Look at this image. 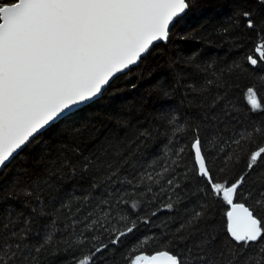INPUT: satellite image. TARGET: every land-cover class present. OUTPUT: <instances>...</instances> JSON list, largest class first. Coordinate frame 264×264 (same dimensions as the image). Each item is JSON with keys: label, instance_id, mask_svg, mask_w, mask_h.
<instances>
[{"label": "snow or ice", "instance_id": "snow-or-ice-1", "mask_svg": "<svg viewBox=\"0 0 264 264\" xmlns=\"http://www.w3.org/2000/svg\"><path fill=\"white\" fill-rule=\"evenodd\" d=\"M257 3L264 6V0ZM198 4L199 0H0V172L10 169L50 130L73 122L158 43L169 42ZM235 16V26L255 32L256 41L245 62L225 71L264 72V21L258 23L243 9ZM210 68L211 64L199 70ZM212 84L226 86L225 81L207 80L193 91L203 95ZM163 95L170 93L164 90ZM245 97L251 113H264L254 87L247 88ZM222 99L217 97L213 107ZM225 115H231L228 106ZM165 118L172 147L163 157L148 162L138 154L151 138L147 130L130 140L104 136L75 161L67 155L49 157L47 178L37 174L27 182L15 181L11 194L36 201L37 206L28 215L20 213L0 224V264H40L42 254L75 251L89 243L94 251L78 261L73 257L69 264H95L97 254L103 255L110 245L119 247L141 224L159 228L163 242L176 243L177 251L139 252L127 257L129 264H264V216L258 215L264 212V189L243 191L258 159H264V147L250 153L246 170L231 182H219L214 173L221 162L218 171L227 172L239 162L244 144L264 138V120L234 129L227 137L215 128L209 138L201 123H181L175 113ZM208 145L215 150L209 151ZM77 177L88 181L79 195L65 194L57 197L58 206L45 205L43 193L55 188L53 178ZM193 181L196 191L204 194L196 206L182 209V216L154 222L161 212L171 213L185 202L186 186ZM217 206L223 213L219 224L213 219ZM39 217L51 220L42 237L34 239L40 236L33 228ZM177 219L180 223L173 227ZM60 224L63 232L56 238Z\"/></svg>", "mask_w": 264, "mask_h": 264}, {"label": "trees", "instance_id": "trees-1", "mask_svg": "<svg viewBox=\"0 0 264 264\" xmlns=\"http://www.w3.org/2000/svg\"><path fill=\"white\" fill-rule=\"evenodd\" d=\"M237 9L252 12L258 23L264 21V6L257 3V0H199L198 6L190 9L184 22L174 29L167 44L156 45L139 66L122 74L102 98L87 107L73 122L50 130L41 141L15 161L10 169L1 172L0 224L10 218L15 219L20 213L28 215L32 206H37L36 201L28 202L22 195H12V184L17 180L27 182L37 174L47 178L44 170L49 164V157L67 155L75 161L80 152L88 155L93 142L98 138L115 136L121 140H130L138 131L147 130L151 133V138L142 144L138 154H143V158L151 162L163 157L172 147L168 145L170 126L166 123V113H175L181 123H201L209 138L215 128H219L227 137L233 135L234 129L264 120V113H251L245 97L247 88L252 86L259 99L264 102V81L261 80L264 72L256 70L241 74L225 71L230 65L245 62L243 58L251 52L256 41L255 32L238 28L233 23ZM181 34L186 38L180 39ZM189 57L193 58L192 63H188ZM209 64L212 68L207 72L199 70ZM207 80L225 81L226 86L208 85L203 95L193 91V88L201 87ZM164 90L170 95L164 96ZM217 97L223 99L213 107ZM225 106H228L230 116L225 115ZM74 147L79 152L74 154ZM259 147H264V138L258 137L254 142L244 144L240 150L239 162L225 173L218 171L223 166L222 162L218 163L214 169L216 179L219 182L234 180L237 173L246 170L250 153ZM208 150L215 149L208 145ZM219 155L222 153H218ZM216 159L217 157H213V160ZM52 183L55 188L43 193V201L48 207L58 206L59 196L79 195L88 181L79 177L53 178ZM262 189L264 159H258L254 171L247 177L243 191ZM184 194L187 197L184 203L177 205L171 213L161 212L159 218H153L154 222L158 223L168 216H182V209L196 206L204 195L196 191L195 181L186 186ZM240 202H245L243 197ZM127 211L131 212V208L128 207ZM213 214V219L219 224L222 209L219 206L213 208ZM258 215L264 216V212L258 211ZM50 220L51 217L34 219V231L40 233L34 239L42 237ZM179 223L180 220L177 219L172 226L176 227ZM59 229L56 238L63 232V224L59 225ZM153 233L156 234L154 239L150 238ZM195 239L198 237L193 236L192 240ZM104 240L106 242V237ZM179 247L182 249L184 245L180 244ZM165 248L175 253L177 244L166 245L159 228L141 224L135 233L124 238L119 247L110 245L109 250L103 255L97 254L93 260L95 264H129L128 256H135L139 252L154 254ZM92 251L94 248L89 243L75 251H61L57 255L42 254L40 264H69L73 257L78 261Z\"/></svg>", "mask_w": 264, "mask_h": 264}, {"label": "water", "instance_id": "water-1", "mask_svg": "<svg viewBox=\"0 0 264 264\" xmlns=\"http://www.w3.org/2000/svg\"><path fill=\"white\" fill-rule=\"evenodd\" d=\"M158 44H167V43H165V42H160V43H158ZM158 44H157V45H158ZM136 67H137V66L133 67V69L136 68ZM0 173H1V172H0Z\"/></svg>", "mask_w": 264, "mask_h": 264}]
</instances>
